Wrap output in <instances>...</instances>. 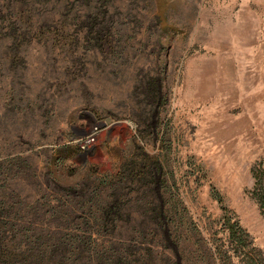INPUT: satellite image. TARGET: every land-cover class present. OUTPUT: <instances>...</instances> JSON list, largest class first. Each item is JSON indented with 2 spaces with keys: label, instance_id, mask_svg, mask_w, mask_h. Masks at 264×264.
<instances>
[{
  "label": "rangeland",
  "instance_id": "1",
  "mask_svg": "<svg viewBox=\"0 0 264 264\" xmlns=\"http://www.w3.org/2000/svg\"><path fill=\"white\" fill-rule=\"evenodd\" d=\"M103 3L114 18L101 25L102 43L72 21L70 48L37 40L0 46V140L32 157L24 172L50 193L111 177L124 178L131 196L141 183L155 194L161 188L196 264H215V244L232 247L236 221L264 259L255 194L258 172L264 178V0ZM139 77L146 83L134 93ZM154 101L160 112L145 122ZM26 106L34 109L28 118ZM100 125L83 151L81 138ZM17 183L9 180L10 188ZM129 207L132 219L125 214L120 224H150ZM233 264L251 262L235 254Z\"/></svg>",
  "mask_w": 264,
  "mask_h": 264
},
{
  "label": "trees",
  "instance_id": "2",
  "mask_svg": "<svg viewBox=\"0 0 264 264\" xmlns=\"http://www.w3.org/2000/svg\"><path fill=\"white\" fill-rule=\"evenodd\" d=\"M103 1L95 0V17L91 21L87 16L92 7L90 0H0V46L18 49L37 40L70 48L72 21L81 23L79 30L94 31V39L102 43L105 38L101 25L109 17L114 18ZM82 35L89 38L87 33ZM145 83L139 77L134 93L141 91ZM152 91L155 96L157 91L153 88ZM159 102L154 101L150 111L144 108L141 118L145 122L151 114L158 116ZM33 111L26 106L27 118ZM4 116L7 118L8 114ZM3 133L0 130V135ZM31 158L20 150H10L1 137L0 264H196L197 260L184 254L191 249L185 243L183 229L174 226L176 215L168 207L161 188L155 194L141 183L134 191L135 196H131L132 191L120 187L124 178L115 181L111 177L100 179L97 184L87 181L76 186L58 184L50 193L33 171L24 172ZM156 162L160 166V161ZM16 173L33 188L26 191L19 182L21 178L13 177ZM9 180L18 182L15 188H10ZM46 183H50L48 177ZM256 184L255 194L264 209V178L259 172ZM217 198L222 201L220 196ZM127 203L139 208L141 217L149 219L150 224L130 227L120 224L125 214L133 217L129 212L133 208L124 207ZM229 231L232 247L224 244L209 247L210 263L233 264L237 254L251 264H264V259L253 254L249 236L237 221Z\"/></svg>",
  "mask_w": 264,
  "mask_h": 264
},
{
  "label": "built area",
  "instance_id": "3",
  "mask_svg": "<svg viewBox=\"0 0 264 264\" xmlns=\"http://www.w3.org/2000/svg\"><path fill=\"white\" fill-rule=\"evenodd\" d=\"M101 127L100 126H91L90 127V132L88 134H86L83 138H81V144L80 147L83 151H85L86 149H88L96 140L97 136L99 135V132L101 131Z\"/></svg>",
  "mask_w": 264,
  "mask_h": 264
}]
</instances>
